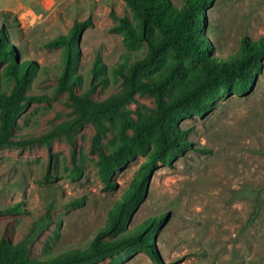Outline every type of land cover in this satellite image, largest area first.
Segmentation results:
<instances>
[{
    "label": "rangeland",
    "instance_id": "374dc122",
    "mask_svg": "<svg viewBox=\"0 0 264 264\" xmlns=\"http://www.w3.org/2000/svg\"><path fill=\"white\" fill-rule=\"evenodd\" d=\"M206 4L203 37L209 55L226 59L244 38L264 39V0ZM85 20L91 25L77 43L64 84L69 59L66 46L57 42ZM3 25L12 48L0 55V91L9 95L15 87L13 63L27 61L35 70L27 71L26 99L11 124L12 138L26 144L0 148V241L21 244L45 221L27 256L57 262L83 253L104 227L112 226L146 157L115 167L108 189L98 163L101 151L109 153L120 141L122 117L100 118V149L94 146L93 121L56 132L78 115L73 96L102 103L121 95L130 68L148 57L162 35L123 0H0ZM201 69L200 62L161 46L137 74L143 81L170 76L169 99L181 79L188 81ZM203 99L208 110L180 122L192 149L152 168L142 194L102 242L129 237L150 218L165 215L156 233L153 228L155 239L74 264H264V192L258 214L251 195L264 189V68L248 92L216 86ZM156 109L154 94L137 92L120 112L141 121ZM2 120L0 108V132ZM79 199L85 201L81 206L75 205Z\"/></svg>",
    "mask_w": 264,
    "mask_h": 264
},
{
    "label": "trees",
    "instance_id": "16d2710c",
    "mask_svg": "<svg viewBox=\"0 0 264 264\" xmlns=\"http://www.w3.org/2000/svg\"><path fill=\"white\" fill-rule=\"evenodd\" d=\"M130 8H133L144 25H154L161 32L159 42L153 43L155 47L143 62L136 63L130 68L126 76L125 89L121 95L111 98L102 103H91L86 98H74L76 111L78 113L74 122L69 125H61L60 133L72 129L74 126L82 125L84 122L93 121L97 128L94 146L100 149L97 137L104 130V124L100 118L114 121V115L119 114L122 122L118 127L120 141L115 144L109 153L101 151L99 159V175L105 186L110 189L112 185L114 168L127 162L135 160L139 156H145L141 171L135 179V188L118 210L117 216L111 227L101 230L95 237L90 247L81 254L57 262L30 261L27 256V247L32 244L44 228L46 222L37 225L35 233L29 235L26 240L14 247L9 246L6 241H0V264H74L77 262L87 263L90 260L99 259L105 255L113 254L123 250L128 245L155 239V233L166 221V216L152 217L147 220L139 230L126 238L102 242V239L110 235L116 227L124 209L133 202L138 195L142 194L144 184L152 172V168L158 163H171L172 157L184 154L192 149V142L188 140L187 129L180 128V122L190 118L195 113H203L208 110V103L204 96L216 86L231 87L236 91L248 92L259 74L264 68V39L252 40L244 38L240 49L228 58H216L209 55L207 42L203 37L206 27L203 11L207 8V0H185L181 7L173 5L170 0H123ZM90 20L76 22L65 38H61L58 44L65 45L68 61L62 73V82H67L69 71L72 70L71 62L78 54L77 43L84 30L90 27ZM124 24L123 27L130 28ZM10 32L5 25L0 28V55L8 52L12 45L8 42ZM168 46L179 53H184L195 61L200 62L202 69L195 72L190 80L181 79L179 88L169 99L166 98L167 85L170 76H160L154 81H143L137 74V68L141 64L149 63L156 53V48ZM16 84L8 95L4 90L0 91V108L2 110V126L0 132V148L23 147L26 142L17 141L12 138L11 124L14 117L22 109V100L26 99L24 87L27 80V71L35 70L30 63L23 61L12 64ZM31 67V68H30ZM73 76V80H75ZM137 92L154 94L157 109L145 116L141 121H136L126 112H120L124 103L134 98ZM131 129L129 136L127 131ZM77 175H81L79 169ZM264 189H253L251 195L255 200V212L260 211L259 196ZM85 201L79 199L75 205H83ZM159 262V261H157ZM161 264V262H159Z\"/></svg>",
    "mask_w": 264,
    "mask_h": 264
}]
</instances>
